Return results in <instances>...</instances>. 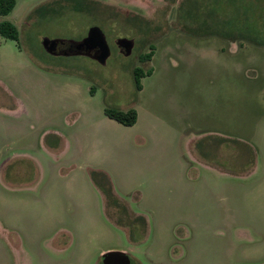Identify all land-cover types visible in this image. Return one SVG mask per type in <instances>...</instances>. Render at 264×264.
I'll list each match as a JSON object with an SVG mask.
<instances>
[{"label": "rangeland", "instance_id": "1", "mask_svg": "<svg viewBox=\"0 0 264 264\" xmlns=\"http://www.w3.org/2000/svg\"><path fill=\"white\" fill-rule=\"evenodd\" d=\"M1 20L0 264H264V0H15ZM94 25L104 64L41 45Z\"/></svg>", "mask_w": 264, "mask_h": 264}, {"label": "water", "instance_id": "2", "mask_svg": "<svg viewBox=\"0 0 264 264\" xmlns=\"http://www.w3.org/2000/svg\"><path fill=\"white\" fill-rule=\"evenodd\" d=\"M59 41H67L74 44L76 51L71 53L72 55H85L102 64L105 63L110 55V48L105 35L100 27L96 25L91 26L85 37L80 40H61L44 37L41 40V45L47 53L55 54L56 44ZM116 44L123 49L124 55H130L134 46V40L132 38L122 37L116 39ZM93 49L94 52H92ZM101 258L102 264H130L128 254L123 251H107L102 254Z\"/></svg>", "mask_w": 264, "mask_h": 264}, {"label": "trees", "instance_id": "3", "mask_svg": "<svg viewBox=\"0 0 264 264\" xmlns=\"http://www.w3.org/2000/svg\"><path fill=\"white\" fill-rule=\"evenodd\" d=\"M14 4H15V0H0V16H6L7 14H9L11 12V10L13 9ZM0 35L6 39H11L14 41H18V39H19L17 27L15 26V24H13L9 20H1L0 21ZM151 54H152V48H151V51L149 53H146L143 56H140V59L142 61L149 60ZM145 74H147V75L150 74V70H148L147 72L144 73L140 68H134L133 69L134 80H135V83H136L138 88L140 87V78L143 77ZM106 114L110 118H113L119 122H122V123L128 124V125L134 123L136 120V111L132 108H130L126 111L107 109ZM102 179L104 181L103 189L106 193L107 200L111 201L110 199H113V201L116 200V203H119L118 197L112 189V186H111V183H110L108 176L106 174H103ZM135 218H137L139 221L143 220L144 225L146 227V220L143 216L138 215V216H135ZM129 227H130L128 230L129 238L133 239L132 230L133 229L136 230V228H135L136 226H135V224H132Z\"/></svg>", "mask_w": 264, "mask_h": 264}, {"label": "flooded vegetation", "instance_id": "4", "mask_svg": "<svg viewBox=\"0 0 264 264\" xmlns=\"http://www.w3.org/2000/svg\"><path fill=\"white\" fill-rule=\"evenodd\" d=\"M115 45L118 49V52L124 55L123 49L120 48L115 41ZM110 48V47H109ZM111 50V49H110ZM76 49L74 48V44H71L67 41H63V42H57L56 44V48H55V54L53 55H58V54H63V55H71V53L75 52ZM92 52H94V49L92 50Z\"/></svg>", "mask_w": 264, "mask_h": 264}, {"label": "crops", "instance_id": "5", "mask_svg": "<svg viewBox=\"0 0 264 264\" xmlns=\"http://www.w3.org/2000/svg\"><path fill=\"white\" fill-rule=\"evenodd\" d=\"M192 143V142H191ZM222 145L223 144H225V143H221ZM221 144H219V145H221ZM64 146V142L62 141V147ZM231 146H232V148L235 150V147L236 146H234V145H232L231 144ZM48 149L50 150V151H53V150H51V148H49L48 147ZM236 149H239L238 147H236ZM205 159V158H204ZM202 163H204L205 165H207V166H213L214 167V165H216L217 167H220V166H218L217 164H215V163H212V162H209V161H207L206 159L205 160H203V162ZM220 169H222V171H224V172H226L227 171V173H230V174H235L234 173V170H229L228 168L226 169L224 166H222V167H220ZM128 232V231H127Z\"/></svg>", "mask_w": 264, "mask_h": 264}]
</instances>
